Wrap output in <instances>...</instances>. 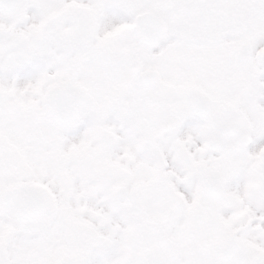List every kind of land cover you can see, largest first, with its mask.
I'll use <instances>...</instances> for the list:
<instances>
[{
    "label": "snow or ice",
    "instance_id": "snow-or-ice-1",
    "mask_svg": "<svg viewBox=\"0 0 264 264\" xmlns=\"http://www.w3.org/2000/svg\"><path fill=\"white\" fill-rule=\"evenodd\" d=\"M0 264H264V0H0Z\"/></svg>",
    "mask_w": 264,
    "mask_h": 264
}]
</instances>
